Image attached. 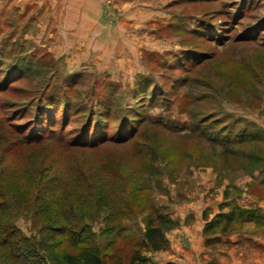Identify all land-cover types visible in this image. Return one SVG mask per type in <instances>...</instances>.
<instances>
[{"label": "rangeland", "instance_id": "obj_1", "mask_svg": "<svg viewBox=\"0 0 264 264\" xmlns=\"http://www.w3.org/2000/svg\"><path fill=\"white\" fill-rule=\"evenodd\" d=\"M155 213L150 261L264 259V0H0V256Z\"/></svg>", "mask_w": 264, "mask_h": 264}, {"label": "trees", "instance_id": "obj_2", "mask_svg": "<svg viewBox=\"0 0 264 264\" xmlns=\"http://www.w3.org/2000/svg\"><path fill=\"white\" fill-rule=\"evenodd\" d=\"M51 124L52 121L49 125ZM31 129L25 141L15 143V151L48 141L42 134L44 127L33 126ZM38 129L40 130L38 131ZM62 142L64 143L62 140L57 141L59 147H63ZM42 188L46 187L42 185ZM47 190L50 191L51 188H47ZM86 197L89 199L91 195L86 193ZM37 217L36 214L34 218L37 219ZM57 218L60 217L57 216ZM56 220L54 218L52 222ZM222 221L224 222L222 229L228 230L233 221V215L220 216L219 219H212L205 225L202 234L206 237L207 245L218 243L216 237L210 239L207 237L214 235ZM176 225V222L170 217L155 213L145 218L143 231L137 240L133 239L132 234L124 226L118 227L117 242L106 239L96 242L92 238L93 236L86 233L83 228H80L79 233H76L62 226V230L56 235L60 239L56 242H53V236H41L34 246L32 243L24 248H18L20 250L18 253H22L21 256L29 257V261L25 260L26 258L19 261L20 258L16 257V252L14 253L17 246L12 247L13 243H9L6 239L4 242L6 245L2 246L5 250L0 256L5 260L1 264H154L146 254L167 249L168 241L165 234L174 229Z\"/></svg>", "mask_w": 264, "mask_h": 264}, {"label": "crops", "instance_id": "obj_3", "mask_svg": "<svg viewBox=\"0 0 264 264\" xmlns=\"http://www.w3.org/2000/svg\"><path fill=\"white\" fill-rule=\"evenodd\" d=\"M152 263H154V264H158L157 262H153V261H151ZM167 262H164L163 264H166ZM238 263H240L241 264V262H238ZM242 264H264V259H262V260H257V259H248V260H246V261H243V263Z\"/></svg>", "mask_w": 264, "mask_h": 264}]
</instances>
